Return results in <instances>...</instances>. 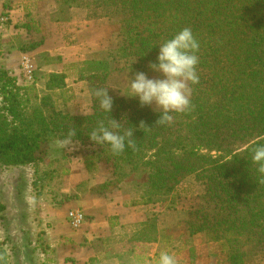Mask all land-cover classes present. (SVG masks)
<instances>
[{"label": "trees", "instance_id": "obj_1", "mask_svg": "<svg viewBox=\"0 0 264 264\" xmlns=\"http://www.w3.org/2000/svg\"><path fill=\"white\" fill-rule=\"evenodd\" d=\"M54 6L50 16L57 19L64 20L69 9L79 8L90 20L118 25L122 45L98 61L78 65L79 80L91 89L92 111L86 116L58 109L47 94L41 95L37 82L20 85L0 69V165H36L43 162L46 146L61 140L90 143L97 151L89 156L88 169L103 164L113 171L89 194L107 197L130 185L137 196L124 202L130 207L162 201L182 181L194 177L201 186L200 196L194 209L178 212L184 235L176 241L199 237L204 243H216L223 264H264V178L251 160L256 147L264 145V0H54ZM24 15L25 21L16 27L34 39L22 44L20 51L31 52L42 45L41 26L28 11ZM183 28H190L199 42V82L190 85L189 111L173 114L169 124H155L156 111L109 85L112 72L107 58L133 59L135 71L149 76L155 73L148 65L155 61L158 44ZM45 77L48 90H67L64 74ZM98 89H108L113 99L110 113L100 108ZM111 120L121 123V133L133 129L132 146L126 145L119 155H113L107 144L90 141L92 130L100 123L111 127ZM141 122L146 127H139ZM32 190L36 199L42 197L35 182ZM58 195L50 201L42 198L54 207L78 198L76 192L60 190ZM152 222L136 224L140 229L131 240L160 246ZM172 243L170 229L168 245ZM189 247L190 254L195 249ZM109 252L101 251L104 256ZM190 257L184 264H195L197 258ZM5 261L0 256V264ZM88 264H102L99 255ZM210 264L218 263L212 259Z\"/></svg>", "mask_w": 264, "mask_h": 264}, {"label": "rangeland", "instance_id": "obj_2", "mask_svg": "<svg viewBox=\"0 0 264 264\" xmlns=\"http://www.w3.org/2000/svg\"><path fill=\"white\" fill-rule=\"evenodd\" d=\"M36 1L37 0H0V21L3 20V24H6L8 21V9L13 5L16 6L19 2L25 5L29 15L32 17L31 20L34 22L37 21L35 10L39 12L42 7H44L45 3L42 1L37 3ZM21 13L22 12H20L19 15L20 18H22ZM98 21L102 26L106 25L111 27V29L108 28V31L106 30L107 32L112 33L115 30L116 34L114 39L108 42L106 41L102 45L101 50L90 54L87 61L100 60L101 55L117 51L116 49H118L123 42L118 25H110L102 20ZM33 37L26 36L24 31L18 28L16 31L12 30V33H7L4 30V25L2 26L0 23V69L7 70L10 76L15 78L20 85H28L31 84V82H37L35 87L40 91L41 95L47 94L58 109H63L72 116H86L90 114L92 111L91 89H89L87 84L80 87L69 86L66 91L60 89L50 91L48 90L50 84L45 77L47 72L44 70V65H50V62H52L50 58L42 53L39 55L36 54V56L34 55L33 58L32 56L30 57L27 54L18 52L21 45L31 42L34 39ZM113 57L107 58L109 60V69L112 72L109 85L119 91V95L121 96L129 94L128 83L130 77L136 72L133 67L134 60H120L113 59ZM23 58H28L32 61V63L29 62L31 66V73L29 74L31 77L30 79H27L24 75L25 70L21 65ZM103 59L106 60V58ZM69 67L70 71H77L76 67L71 68L70 65ZM149 77L160 78L158 73L149 74ZM77 107H79V109H77ZM150 108L155 111L154 106H150ZM65 141H67V143H64ZM46 147L47 150L46 155L43 157V162L36 165H28V167L31 171L32 182H35L36 189L41 188L43 190L42 197L48 198V201L52 199L54 194L56 195H54L55 197L53 198H60L58 192L63 190L65 178L70 177L74 173L81 174V181L76 185L75 188L77 189H74L75 191H72L71 195L76 192V195L79 196L80 194L90 195L89 193H94L97 189L94 187L103 185L113 171L112 166L103 164H96L92 166V169H88V166L92 164V159H90L89 156L97 151L96 146L90 143L80 144L78 141L61 140L50 143ZM63 170H68V173H63ZM144 179L145 178H142V180ZM131 189L130 185H126L121 190H114L113 192H120L126 201H128L130 198L137 197L132 193ZM200 191V184L196 182L194 177H188L176 187L174 192L171 193L172 195H168L162 201L156 202L155 204L146 205H157L151 207L153 209L157 208V212L147 219V221L149 224L153 223L152 221L155 220L158 239L161 243L160 246L135 243L131 240V236L133 237L134 233L140 229V227L135 226L136 224L122 226L120 228L117 227L111 232L109 237L94 240V247L98 251L96 255H99V260H101L102 264H156L161 251L167 250L175 256L177 264L187 263L192 254L197 258L195 264H210V260L212 259L215 260V263L223 264L219 245L216 243H204L199 237H194L191 240L184 238L183 241L179 240L172 243V246L168 245V231L170 229H172L173 238L180 239L184 235L183 226L180 225L181 216L178 214V211L182 212L194 209L197 199L200 196ZM32 192L35 197L33 190ZM46 203L48 204L47 201ZM33 209L36 211L37 205L30 207L28 210L32 213ZM162 210L165 212L168 211V213H164ZM161 212L164 213V216H162ZM174 212H176V214H174ZM171 223L173 224L168 226V224ZM36 234L35 231H31L25 241V243L28 241V244H23L22 246L35 249L38 247L37 245H44L42 231ZM8 238L9 237L5 233H0V256L4 255L6 257L5 264H41L43 262V258L37 255L29 260L24 258L22 254L23 250H21L22 247L12 244ZM30 239H32V241H29ZM99 240H101V242H99ZM30 244H33V246L31 245L29 247ZM189 246H193L192 248L195 249L190 254ZM46 248L48 247L46 246ZM42 249L43 248H41V250ZM105 250H109L110 252L104 256ZM101 251L104 253H101ZM156 253L158 255L155 256ZM117 254L121 257L119 258ZM147 257L152 259L150 261L145 260Z\"/></svg>", "mask_w": 264, "mask_h": 264}, {"label": "crops", "instance_id": "obj_3", "mask_svg": "<svg viewBox=\"0 0 264 264\" xmlns=\"http://www.w3.org/2000/svg\"><path fill=\"white\" fill-rule=\"evenodd\" d=\"M40 1L45 3L44 7L39 12L35 10V13L41 26L42 45L31 52H18L30 57L41 53L47 55L52 61L50 65H44L47 73L64 74V82L68 87L83 86L86 82L79 80L77 71H70L69 65L71 68H78L80 63L88 60L90 54L101 50L106 41L114 39L115 30L112 33L107 32L111 27L90 20L86 12L79 8L69 9V16L64 20L57 19L56 16H50L54 13V0L36 2ZM26 11L21 2L8 9V21L6 24L2 23L4 30L7 33L16 31V26L25 21L23 15ZM20 12L22 18L19 16ZM29 62L32 63L31 60ZM80 181L79 173L66 177L62 191L66 194L72 193ZM125 201L120 192H112L107 197L80 194L78 198L54 207L47 204L44 198L34 197L32 175L28 166L0 165V233H5L12 244L20 245L24 258L28 260L37 255L43 258V262L51 264H88L90 258L96 256L92 244L94 240L109 237L117 227L144 223L157 212V208H151L157 205L130 207L124 204ZM36 205V211L33 209L30 213L28 209ZM70 209H79L85 216L84 223L76 229L66 220ZM31 231L37 234L42 231L44 245H37L35 249L22 246L28 244L25 241ZM173 242H176L175 237ZM31 245L33 246L30 244L29 247Z\"/></svg>", "mask_w": 264, "mask_h": 264}, {"label": "clouds", "instance_id": "obj_4", "mask_svg": "<svg viewBox=\"0 0 264 264\" xmlns=\"http://www.w3.org/2000/svg\"><path fill=\"white\" fill-rule=\"evenodd\" d=\"M198 50L199 42L192 30H179L172 38L158 44L155 61L148 65L160 78H150L145 72L138 71L130 77L129 94L124 96L136 98L141 107L154 106L158 113L155 124L171 123L173 114L185 113L191 109L190 85L199 82L196 71ZM95 96L99 99L100 108L110 113L113 99L108 94V89L96 90ZM140 126L146 127L143 122ZM120 128L121 123L116 120H111V127L100 123L90 133V141L97 145L107 144L113 155H119L126 145L131 147L133 144V129L121 133ZM251 160L253 164L258 165L257 172L264 178V145L256 147ZM156 264H177V260L173 254L164 250L161 251Z\"/></svg>", "mask_w": 264, "mask_h": 264}, {"label": "built area", "instance_id": "obj_5", "mask_svg": "<svg viewBox=\"0 0 264 264\" xmlns=\"http://www.w3.org/2000/svg\"><path fill=\"white\" fill-rule=\"evenodd\" d=\"M0 23L2 25L3 20H1ZM21 65H22L23 69L25 70L24 75L26 76L27 79H30L31 77L29 74L31 73V66L29 64V59L23 58ZM66 220L72 228L76 229L82 225V223L85 220V216L81 212V210H79V209H70L67 212Z\"/></svg>", "mask_w": 264, "mask_h": 264}]
</instances>
